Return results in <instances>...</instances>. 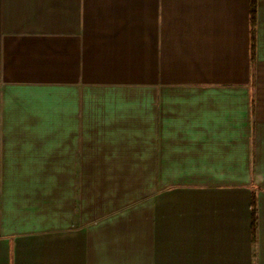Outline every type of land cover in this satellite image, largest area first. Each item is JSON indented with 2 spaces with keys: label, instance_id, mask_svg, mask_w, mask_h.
Instances as JSON below:
<instances>
[{
  "label": "crops",
  "instance_id": "obj_1",
  "mask_svg": "<svg viewBox=\"0 0 264 264\" xmlns=\"http://www.w3.org/2000/svg\"><path fill=\"white\" fill-rule=\"evenodd\" d=\"M0 264H264V0H0Z\"/></svg>",
  "mask_w": 264,
  "mask_h": 264
},
{
  "label": "trees",
  "instance_id": "obj_2",
  "mask_svg": "<svg viewBox=\"0 0 264 264\" xmlns=\"http://www.w3.org/2000/svg\"><path fill=\"white\" fill-rule=\"evenodd\" d=\"M252 22H253V8H251V26H252ZM251 59H252V55H251ZM254 226H255V212L254 209L252 208V228H254Z\"/></svg>",
  "mask_w": 264,
  "mask_h": 264
}]
</instances>
